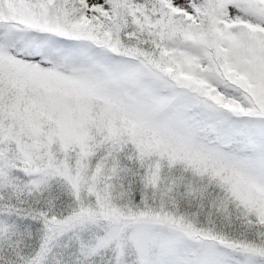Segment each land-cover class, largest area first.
Returning a JSON list of instances; mask_svg holds the SVG:
<instances>
[{
    "label": "snow or ice",
    "instance_id": "6c2138e0",
    "mask_svg": "<svg viewBox=\"0 0 264 264\" xmlns=\"http://www.w3.org/2000/svg\"><path fill=\"white\" fill-rule=\"evenodd\" d=\"M0 264H264V0H0Z\"/></svg>",
    "mask_w": 264,
    "mask_h": 264
}]
</instances>
